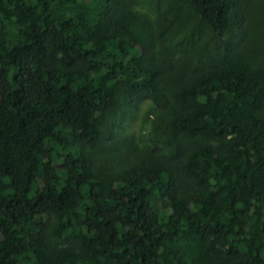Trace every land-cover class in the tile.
<instances>
[{
  "label": "trees",
  "instance_id": "trees-1",
  "mask_svg": "<svg viewBox=\"0 0 264 264\" xmlns=\"http://www.w3.org/2000/svg\"><path fill=\"white\" fill-rule=\"evenodd\" d=\"M136 2L0 0V264H264V55L171 59L179 19ZM187 2L222 39L247 13ZM123 95L168 112L176 150L105 173Z\"/></svg>",
  "mask_w": 264,
  "mask_h": 264
},
{
  "label": "rangeland",
  "instance_id": "rangeland-1",
  "mask_svg": "<svg viewBox=\"0 0 264 264\" xmlns=\"http://www.w3.org/2000/svg\"><path fill=\"white\" fill-rule=\"evenodd\" d=\"M136 1V8L153 19L158 11H169L179 19L178 28L163 39L166 42L172 38V43L165 44V53L170 52L171 59L180 57L183 50L198 57L215 51L218 43L243 41L264 55V0H246L247 13L223 39L205 25L187 0ZM153 106L152 100L133 106L126 95L121 97L117 107L102 120L104 138L96 153L100 170L115 171L123 154L136 152L146 145L160 147L166 153L176 150L177 139L169 127L168 112L158 116L152 111Z\"/></svg>",
  "mask_w": 264,
  "mask_h": 264
}]
</instances>
